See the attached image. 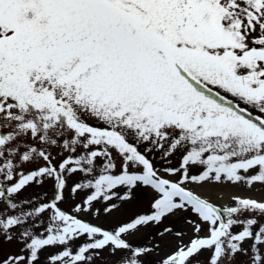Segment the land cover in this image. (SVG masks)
Segmentation results:
<instances>
[{
	"label": "snow or ice",
	"instance_id": "1",
	"mask_svg": "<svg viewBox=\"0 0 264 264\" xmlns=\"http://www.w3.org/2000/svg\"><path fill=\"white\" fill-rule=\"evenodd\" d=\"M205 184L260 199L217 206L192 191ZM66 190L85 192L71 214ZM136 190L148 213L112 230L79 218ZM181 212L193 235L158 264H264V0H0V264L46 247L48 264H145L154 249L124 237Z\"/></svg>",
	"mask_w": 264,
	"mask_h": 264
},
{
	"label": "rangeland",
	"instance_id": "2",
	"mask_svg": "<svg viewBox=\"0 0 264 264\" xmlns=\"http://www.w3.org/2000/svg\"><path fill=\"white\" fill-rule=\"evenodd\" d=\"M159 156V154H157ZM157 167H168L170 165L166 164L163 160L157 158L153 161ZM176 164L175 158H173V165ZM31 167V165H29ZM71 185V181H69ZM50 185L45 184L44 186H28L26 187L17 197V200L22 199H32L34 197L39 196L45 189H47ZM194 194L200 195L202 197H207L210 199L212 203L217 206H225L231 205L233 203L232 197H245V198H256L260 199L258 194H253L254 190H248L243 185H231V184H205L202 187H198L196 185L191 186ZM230 189V190H229ZM117 191H121V189H117ZM208 191L206 194L205 192ZM216 194V195H215ZM52 193L49 191L48 198H51ZM65 195L67 197L66 202H62L59 207L70 213V208L74 206L76 202H80L84 196L85 192L80 191L73 198L69 195L66 190ZM225 199V200H223ZM150 200L151 193L146 190H136L134 197L131 201L121 202L119 200L109 201L108 204L116 203L118 205L117 209H114L111 213H105L104 208L106 204L101 200L99 202H94L93 211L88 214H79V218L83 219L85 222L91 223L93 226L101 227L104 230H112L119 226L122 222L130 221L138 214L148 213L150 210ZM99 210V214H94L96 210ZM71 214V213H70ZM248 216L247 213L244 214ZM195 219L194 216H191L190 212L188 213H178L176 216H170L163 220L160 224H149L144 227H140L139 230L135 231L124 237L127 242L132 244L133 247H149L153 248L154 251L150 253L145 259V264H158V261L165 254L174 250L177 237L174 235L176 231H182L185 233L183 237L185 242H188L189 237L193 235L192 227L186 223V219ZM264 221V217L260 218ZM165 228H171L172 232L164 233ZM42 231V229H37V232ZM161 233H164L161 235ZM204 233H201L203 235ZM88 242L85 237H81L71 243V250L75 252L77 246ZM159 247H156V246ZM59 248L56 247H46L40 253L41 264H48L47 257H49L53 253H58ZM5 252H15L17 251V247L15 244H5L4 245ZM210 253L205 250L201 255V264H205V260L208 258ZM96 264H110V259L107 254L103 256V258L96 257Z\"/></svg>",
	"mask_w": 264,
	"mask_h": 264
},
{
	"label": "bare ground",
	"instance_id": "3",
	"mask_svg": "<svg viewBox=\"0 0 264 264\" xmlns=\"http://www.w3.org/2000/svg\"><path fill=\"white\" fill-rule=\"evenodd\" d=\"M229 190H230V189H229ZM205 193L207 194V193H208V191H206ZM252 193H253V194H254V193H255V194H258V196H260V193H259V192H257V191H254V192H252ZM255 194H254V195H255ZM215 195H216V194H215ZM223 200H225V199H223Z\"/></svg>",
	"mask_w": 264,
	"mask_h": 264
}]
</instances>
